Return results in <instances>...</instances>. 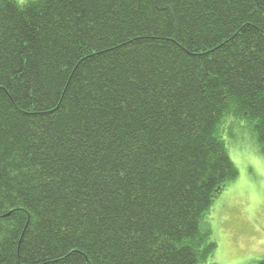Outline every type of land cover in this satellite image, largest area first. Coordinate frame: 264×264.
Wrapping results in <instances>:
<instances>
[{
    "label": "trees",
    "instance_id": "obj_1",
    "mask_svg": "<svg viewBox=\"0 0 264 264\" xmlns=\"http://www.w3.org/2000/svg\"><path fill=\"white\" fill-rule=\"evenodd\" d=\"M229 117L264 154V0H0V264H217Z\"/></svg>",
    "mask_w": 264,
    "mask_h": 264
},
{
    "label": "rangeland",
    "instance_id": "obj_2",
    "mask_svg": "<svg viewBox=\"0 0 264 264\" xmlns=\"http://www.w3.org/2000/svg\"><path fill=\"white\" fill-rule=\"evenodd\" d=\"M222 137L239 176L215 200L204 225L218 243L214 262L252 264L264 257V154L245 118H227Z\"/></svg>",
    "mask_w": 264,
    "mask_h": 264
}]
</instances>
